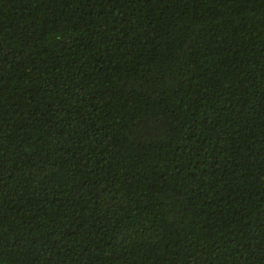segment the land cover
Instances as JSON below:
<instances>
[{
  "label": "trees",
  "instance_id": "obj_1",
  "mask_svg": "<svg viewBox=\"0 0 264 264\" xmlns=\"http://www.w3.org/2000/svg\"><path fill=\"white\" fill-rule=\"evenodd\" d=\"M0 264H264V0H0Z\"/></svg>",
  "mask_w": 264,
  "mask_h": 264
}]
</instances>
